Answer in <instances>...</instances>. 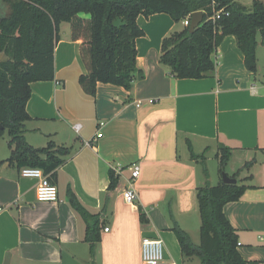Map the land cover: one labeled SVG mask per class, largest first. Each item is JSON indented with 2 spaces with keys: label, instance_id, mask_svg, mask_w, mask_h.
Listing matches in <instances>:
<instances>
[{
  "label": "crops",
  "instance_id": "obj_1",
  "mask_svg": "<svg viewBox=\"0 0 264 264\" xmlns=\"http://www.w3.org/2000/svg\"><path fill=\"white\" fill-rule=\"evenodd\" d=\"M63 23L55 79L31 83L27 111L32 119L25 123V135L35 147L50 140L72 146V154L57 170L56 201L38 200L37 179L0 163V264H143L144 237L161 238L171 264H201L197 257H184L172 227L177 221L200 242L197 189L207 179L191 153H205L207 162L211 153L218 158L219 145L231 148L227 174L238 173L239 184L247 186L224 212L237 230L243 258L264 264V45L257 48L255 74L246 68L235 36L227 35L214 55L211 76L176 78L160 62L162 42L188 20L140 15L145 35L137 39L133 87L99 83L90 95L79 84L87 72L80 42ZM9 149L0 160L11 155ZM135 162L141 173L131 184L126 167ZM119 167V184L109 190V170ZM208 169V181L218 184L221 174L214 178ZM130 184L137 191L136 205L123 196ZM69 186L92 213L106 208L93 258L84 240L87 223L69 203Z\"/></svg>",
  "mask_w": 264,
  "mask_h": 264
},
{
  "label": "trees",
  "instance_id": "obj_2",
  "mask_svg": "<svg viewBox=\"0 0 264 264\" xmlns=\"http://www.w3.org/2000/svg\"><path fill=\"white\" fill-rule=\"evenodd\" d=\"M203 11V21L189 30L193 12ZM218 12L219 16L214 18ZM166 13L175 22L188 20L181 30L162 42L160 62L176 78H205L216 68L214 55L223 38L234 35L244 54L245 66L255 74L258 69L257 48L264 45V0L251 6L237 0H0V136L8 131L11 155L9 162L19 169L40 167L55 183L58 168L72 154V146L50 140L35 147L26 139V125L31 120L27 103L31 83L55 79V47L60 39V25L71 23V38L80 42L81 58L87 72L79 77L83 91L95 95L99 83L133 87L137 72V39L145 35L138 17ZM258 34L262 40L259 42ZM202 164L207 182L198 187L201 215L200 242L174 220L172 229L184 257H197L201 264H262L243 258L238 249V233L224 212V206L241 198L246 185L227 184L222 173L231 148L219 145L220 182L212 185L205 153H191ZM252 161L245 164L250 166ZM237 177L238 173L232 175ZM109 190L119 184V175L109 170ZM71 207L86 221L84 240L90 245L92 258L101 240V217L106 208L92 213L69 186ZM144 217V216H143ZM144 221V218H142ZM90 264H93L92 262Z\"/></svg>",
  "mask_w": 264,
  "mask_h": 264
},
{
  "label": "built area",
  "instance_id": "obj_3",
  "mask_svg": "<svg viewBox=\"0 0 264 264\" xmlns=\"http://www.w3.org/2000/svg\"><path fill=\"white\" fill-rule=\"evenodd\" d=\"M218 12L214 18L219 16ZM189 23V21H188ZM141 103V101L139 102ZM78 129L79 125H75ZM102 133H98L97 137H101ZM130 172L131 184L140 176L141 166L138 162L132 163L126 167ZM117 175H121L123 167L114 169ZM20 174L23 177H30L37 179L38 185L36 188L37 199L40 201H56L59 197L58 187L55 183L51 182L49 175L45 174L44 170L40 167L25 166L20 169ZM130 184V185H131ZM126 202L136 205L137 191L131 186L126 188L123 192ZM109 227L105 231H109ZM239 244V243H238ZM142 260L143 264H171L165 258V245L161 238L144 237L142 240Z\"/></svg>",
  "mask_w": 264,
  "mask_h": 264
},
{
  "label": "rangeland",
  "instance_id": "obj_4",
  "mask_svg": "<svg viewBox=\"0 0 264 264\" xmlns=\"http://www.w3.org/2000/svg\"><path fill=\"white\" fill-rule=\"evenodd\" d=\"M240 1L247 6L248 5L250 6L252 4V0H240ZM63 26L65 27L66 31L71 30V23L65 22V23H63ZM179 26H182V24L179 23ZM177 30H179V28ZM258 40L260 42L261 34H258ZM260 45H261V42H260L259 46ZM260 49H262L261 50L262 51L261 64L264 65V47L262 46V47H260ZM2 59H6V56L4 54L0 55V60H2ZM9 139H10V136H9L8 131H6L2 136H0V156H6V154H8V152L10 150L9 145H8ZM207 166L210 167L211 174L214 176V178H216L217 174L220 173V171H219L218 158H216L215 154H213V153L209 154V158L207 159Z\"/></svg>",
  "mask_w": 264,
  "mask_h": 264
},
{
  "label": "water",
  "instance_id": "obj_5",
  "mask_svg": "<svg viewBox=\"0 0 264 264\" xmlns=\"http://www.w3.org/2000/svg\"><path fill=\"white\" fill-rule=\"evenodd\" d=\"M203 18H204L203 11L193 12L191 15L189 30L194 31L195 28L203 21ZM222 180L224 183H227V184H237L238 183L237 177H233L227 174V172L225 171L222 173Z\"/></svg>",
  "mask_w": 264,
  "mask_h": 264
}]
</instances>
